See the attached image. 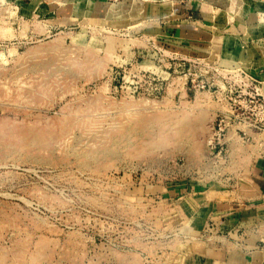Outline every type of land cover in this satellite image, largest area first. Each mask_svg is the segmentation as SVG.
Here are the masks:
<instances>
[{"label": "rangeland", "instance_id": "rangeland-1", "mask_svg": "<svg viewBox=\"0 0 264 264\" xmlns=\"http://www.w3.org/2000/svg\"><path fill=\"white\" fill-rule=\"evenodd\" d=\"M154 1L0 0V264H221L196 200L264 156L263 85L231 23L178 53Z\"/></svg>", "mask_w": 264, "mask_h": 264}, {"label": "crops", "instance_id": "crops-1", "mask_svg": "<svg viewBox=\"0 0 264 264\" xmlns=\"http://www.w3.org/2000/svg\"><path fill=\"white\" fill-rule=\"evenodd\" d=\"M242 2L248 3L249 8L239 16L238 4L235 12L228 11L231 0H156L142 3L144 14L141 16L153 24L157 21L149 30L178 48V53L205 47L208 55L207 49L216 41L217 33L231 23L228 27L232 36L231 50L222 51L221 57L230 55L235 67L246 63L243 67L256 76L264 91V0ZM61 7L63 14L59 21H74L78 9L75 6L64 9L62 4ZM103 7L107 6L104 4ZM162 19L165 21L158 24ZM242 39L249 44L247 51L239 48ZM238 183L237 187L219 188L216 200L209 201L205 207L203 195H200L196 200L201 204L198 215L203 217L206 227H215L223 240L221 258L216 261L221 264H264V156L253 160Z\"/></svg>", "mask_w": 264, "mask_h": 264}, {"label": "built area", "instance_id": "built-area-1", "mask_svg": "<svg viewBox=\"0 0 264 264\" xmlns=\"http://www.w3.org/2000/svg\"><path fill=\"white\" fill-rule=\"evenodd\" d=\"M264 96V95H263ZM264 99V97H262ZM257 128V127H256ZM259 130V128H257Z\"/></svg>", "mask_w": 264, "mask_h": 264}, {"label": "bare ground", "instance_id": "bare-ground-1", "mask_svg": "<svg viewBox=\"0 0 264 264\" xmlns=\"http://www.w3.org/2000/svg\"><path fill=\"white\" fill-rule=\"evenodd\" d=\"M75 124V123H74ZM28 132V131H27ZM22 133H25V132H22Z\"/></svg>", "mask_w": 264, "mask_h": 264}]
</instances>
